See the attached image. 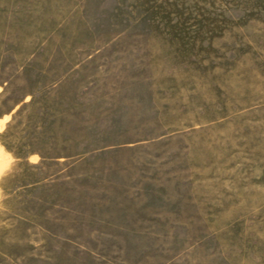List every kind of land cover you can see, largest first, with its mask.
I'll return each instance as SVG.
<instances>
[{
  "label": "rangeland",
  "instance_id": "rangeland-1",
  "mask_svg": "<svg viewBox=\"0 0 264 264\" xmlns=\"http://www.w3.org/2000/svg\"><path fill=\"white\" fill-rule=\"evenodd\" d=\"M0 264H264V0H0Z\"/></svg>",
  "mask_w": 264,
  "mask_h": 264
}]
</instances>
